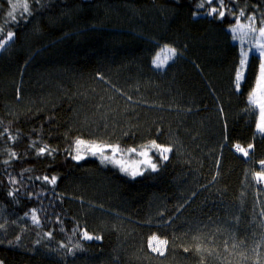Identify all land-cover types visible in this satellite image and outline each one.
<instances>
[{"label": "trees", "instance_id": "16d2710c", "mask_svg": "<svg viewBox=\"0 0 264 264\" xmlns=\"http://www.w3.org/2000/svg\"><path fill=\"white\" fill-rule=\"evenodd\" d=\"M24 2L0 0V264H264L260 60L237 90L230 32L264 26V0H26L13 22ZM77 139L156 170L73 159Z\"/></svg>", "mask_w": 264, "mask_h": 264}, {"label": "snow or ice", "instance_id": "6c2138e0", "mask_svg": "<svg viewBox=\"0 0 264 264\" xmlns=\"http://www.w3.org/2000/svg\"><path fill=\"white\" fill-rule=\"evenodd\" d=\"M38 2V0H37ZM217 2L219 3V5L221 7H223L224 4V0H217ZM208 4L211 6L210 11L208 12V15H213V14H217L219 15V17H223L224 16V12L223 11H219L217 7L212 6L213 5V0H208ZM13 11H10L8 13L9 17L12 18L13 22H15L16 17L14 15V11L18 8H22L23 14H28L30 15V11H29V5L28 3L25 2L20 4V3H13L11 5ZM197 7L199 8H203L205 7L204 3H200L197 5ZM241 15H243V13H241ZM231 31L233 33H236L237 29L236 28H232ZM260 32L262 35H264V28L260 29ZM13 36L12 32L8 33V40H10ZM237 37L235 35H233V40H236ZM5 43H7V41H5ZM243 43V42H241ZM3 45L0 44V48H2ZM258 53V55H257ZM170 55H175V49L170 48V47H165L164 49L161 50V53H158L156 55V57L153 60V64L157 67V68H162L164 66V64L166 63V61L170 58ZM252 55L256 58L260 60L259 63V72L256 78V82H255V89L251 92V94L249 95L248 99L251 103H257V93H260V108H261V124L259 125V130L261 132H264V44L259 45L258 47L255 48V50L252 52ZM248 58H249V50H245L243 47H241L240 50V57H239V68L236 71V75H235V87L237 90L240 89L241 87V83L244 80V73H245V68L247 66L248 63ZM75 145H76V152L77 154L73 157V159H81L82 157L80 156V151H81V146H83L85 149L90 150L93 152V154H96L97 152L100 153L101 157H102V161H109V162H114V163H119V161H114L113 160V156H115L117 153H119L121 150L119 148L118 145H98L95 143H86L84 140L82 139H77L75 141ZM153 147L159 148V145H156L154 142L152 144ZM147 147V146H145ZM252 145L248 146V149H251ZM110 149L112 155H106L105 152L106 150ZM248 149H245L243 147H241L239 144L236 145V151L243 153L244 156H248ZM47 150L46 146L45 148H41L40 149V153H43ZM128 152H136L137 149L135 148H131L127 150ZM164 153H167L168 151H170L169 148H163L162 150ZM139 155L142 156H147V152H139ZM165 160L167 159V156L165 155L163 157ZM147 163L150 165V167L152 168L153 171L156 170V165L152 164L150 160L147 161ZM261 164L264 165V161H261ZM122 171H127L126 168H121ZM132 175H136L137 172H132ZM45 179H48L47 177ZM258 179L259 180H264V171H261L260 173H258ZM50 183L55 184L56 182V177H52L49 180ZM33 220L36 223H39L38 219L36 218L35 214L33 213ZM86 239H92L93 237L89 236L87 233L84 234ZM98 238V237H97ZM157 238L155 236L152 237V240L155 241ZM160 244H166L167 241L161 240L159 241ZM153 251H160L159 248L157 247H153ZM161 254H163V252L161 251Z\"/></svg>", "mask_w": 264, "mask_h": 264}, {"label": "rangeland", "instance_id": "374dc122", "mask_svg": "<svg viewBox=\"0 0 264 264\" xmlns=\"http://www.w3.org/2000/svg\"><path fill=\"white\" fill-rule=\"evenodd\" d=\"M233 28H236L237 31H236V33H233L231 31L232 28H230V32L232 35L231 37H233V35H235L237 37V39L235 41L238 44H240V47H243L244 49L249 50L250 53H252L255 50V48L258 47L259 45L264 44V35H262L260 32V29L264 28V26L257 29V28H255V26L251 22H246V23H239V24L233 26ZM241 42H243V43H241ZM257 55H258V53H257ZM251 104L255 108H257L258 113H259L255 131L257 134H263L264 132H261L259 130V125L261 124V120H262L261 108H260V93H257V103H251ZM138 153L135 154L132 152H125V153L119 152L115 156H113V160L119 161V163H114V162H111V163H114L115 166L117 165V167H119V168H126L127 171H125V172L130 174V175H132L131 173L134 171L137 172V174H139L145 168H151V167L147 163V161L149 160L148 156H142V155H139ZM90 154L94 155L96 157H99L102 160V157H101L99 152H97L96 154H93V152L90 151ZM105 154L111 156L112 155L111 150L110 149L106 150ZM129 154L132 155L133 157H130ZM137 174H136V176H137ZM27 218L30 219L31 217L28 216ZM159 241H160L159 239H156L155 241H153L150 238L151 248L153 249V247H157L160 250V251H156V252H161L164 249V247H163L164 244H160ZM192 264H198V263L196 262V260H193Z\"/></svg>", "mask_w": 264, "mask_h": 264}]
</instances>
